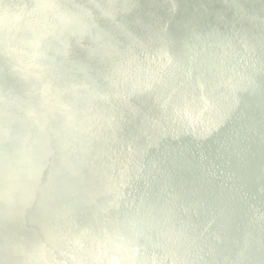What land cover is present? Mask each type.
<instances>
[{
    "label": "water",
    "instance_id": "95a60500",
    "mask_svg": "<svg viewBox=\"0 0 264 264\" xmlns=\"http://www.w3.org/2000/svg\"><path fill=\"white\" fill-rule=\"evenodd\" d=\"M143 2L0 0V221L21 216L46 229L37 234L39 242L22 249L24 263L32 261L26 264H235L210 245L225 243L220 231L188 224L199 212L211 213V226L219 220L212 209L183 204L173 192L172 171L162 162L178 157L214 183L210 194L218 206L224 205L216 193L226 186L260 233L246 244L264 251V199L238 188L226 162L212 163L205 146L221 135L218 154L239 161L231 144L240 141L247 149L264 145L245 122L264 121V116L243 113L249 106L244 99L255 100L264 90V51L256 45L264 40L255 32L244 37L196 28L184 45L186 52H174L169 26L180 4L153 2L169 15L156 31L141 18H131ZM234 13L264 24V16L241 9ZM133 26L149 37H138ZM95 61L103 66L96 69ZM3 78L13 80L16 88ZM259 101L264 105V98ZM131 125L141 131L131 133ZM57 165L88 188H97L100 181L102 190H71L65 201L56 200L50 190ZM86 167L95 168L98 182L85 176ZM68 174H61L59 185L72 188ZM182 179L199 187L184 169ZM150 197L157 203H148ZM67 201L96 212L70 210ZM32 205L40 210L60 205L61 214L35 220ZM161 207L172 213L171 219L161 216ZM116 220L134 234L120 235ZM168 226L171 232L161 234L159 246V234ZM17 248L11 242L4 249ZM236 253L244 264H259L239 249Z\"/></svg>",
    "mask_w": 264,
    "mask_h": 264
},
{
    "label": "bare ground",
    "instance_id": "6f19581e",
    "mask_svg": "<svg viewBox=\"0 0 264 264\" xmlns=\"http://www.w3.org/2000/svg\"><path fill=\"white\" fill-rule=\"evenodd\" d=\"M180 4L179 12L172 18L169 26V34L171 36V43L169 47L174 52L185 53V43L190 42L192 38V32L196 28H200L206 31H212L217 28L223 34H237L240 36L248 37L250 32H255L260 38L264 40V24L260 22H253L249 17L245 19L240 18L234 13V10L241 9L245 10L250 16H264V0H177ZM153 2L163 5L162 0H144L140 8L134 10L131 14V18H141L145 22L149 23L154 30L159 31L162 27L161 19L169 17L166 12L157 11L156 6ZM221 16L223 19H221ZM133 29L138 37L146 39L148 34L140 27L133 26ZM256 45L264 51V43ZM79 56L82 59L88 60L89 55L86 51H79ZM103 66L102 62L95 61V68L100 69ZM3 82L9 87H15L16 85L13 80L9 78H3ZM264 98V90H261L257 94L255 100L245 98L244 101L249 106L243 109L244 115L256 116L262 114L264 116V105L260 103L259 99ZM147 103L151 104L153 100L146 97ZM155 113H159L155 110ZM246 124L252 128V131L263 138L264 141V121L258 119L246 120ZM231 131H235L234 128H230ZM141 128L137 125L130 126V132H140ZM240 136V134H237ZM224 141L221 135H218L214 140H209L205 146L210 152V160L214 164L220 162H226L227 169L236 176V185L241 190L254 194L259 199H264V145L259 146L258 144L249 145L248 149L245 148L244 143L236 141L231 144L229 149L238 153L242 160L237 161L234 157L229 154H218L217 142ZM171 150H175L176 146L174 143L167 144ZM249 150L254 152V156L249 155ZM166 169L172 171L170 178L173 184V192L178 196L179 200L183 204H194L206 209H212L216 219L219 220L217 225L211 226L210 212H199L197 214L198 219L196 221L190 218L187 219L188 224L195 228L197 222L205 225L207 230L220 231L221 235L225 239L224 244H216L211 242L210 245L213 247L215 252L219 256L229 258L235 264H244L241 257L236 253V250H241L247 258L251 261H255L259 264H264V251L255 248L254 245H248L247 242L252 240L254 242L257 237L260 236L259 231L253 226L246 216L242 213V210L235 205L234 199L229 195L226 186L217 192V199L224 206H218L215 203V199L210 194V189L213 188L214 183L206 178L201 170L195 167V165L185 158H175L174 160H165L162 162ZM173 169V170H172ZM184 172L189 174L195 181L198 182L199 187L193 188L187 185L182 179ZM72 171H67L65 168L57 165L54 173L56 181L51 186L50 194L54 196L56 200L62 202L67 199V194L71 190H76L81 194H98L102 189V183L96 180V170L93 167H86L84 169L85 176L89 179L95 180L97 188H88L87 186L80 183L81 180L77 178ZM67 173L72 181V188L70 186L63 187L59 185L61 174ZM2 170H0V176ZM68 181V180H67ZM158 185H161L160 181H157ZM94 197V196H93ZM95 198V197H94ZM146 198H144L145 200ZM146 201L150 204H156L157 198L150 197ZM68 208L70 210L82 209L87 214L95 213L96 210H92L84 207L80 202L67 201ZM60 205L48 206L45 210H40L38 206L32 205L30 208V216L35 220H43L45 217H56L61 214ZM161 216L169 217L168 210L159 209ZM17 214L20 213L18 208H15ZM124 215L130 216L129 212H124ZM4 216L3 211L0 208V217ZM117 227L120 235L134 234V230H128L120 220H116ZM163 224L160 228H164ZM16 229V232L12 234L10 229ZM22 228H24L22 230ZM46 229H42L33 221H28L21 216L15 221L7 222L6 220L0 221V264H26L32 261L25 262V254L21 252L22 249L29 248L30 244L39 242L37 234L45 233ZM171 231L165 228L157 239L158 245H162L161 234H169ZM143 235V234H142ZM187 240L188 238L185 237ZM140 241L146 242V236H141ZM190 241V240H189ZM235 241L237 244H235ZM14 242L17 245L18 251L10 252L5 248L9 243ZM175 249L180 250L177 246ZM106 255L111 254V251H107ZM100 261H98L99 263ZM97 263V264H98ZM99 264H103L102 262Z\"/></svg>",
    "mask_w": 264,
    "mask_h": 264
}]
</instances>
